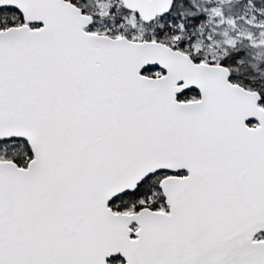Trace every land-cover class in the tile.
Segmentation results:
<instances>
[{
	"label": "snow or ice",
	"instance_id": "obj_1",
	"mask_svg": "<svg viewBox=\"0 0 264 264\" xmlns=\"http://www.w3.org/2000/svg\"><path fill=\"white\" fill-rule=\"evenodd\" d=\"M0 264H264V0H0Z\"/></svg>",
	"mask_w": 264,
	"mask_h": 264
}]
</instances>
